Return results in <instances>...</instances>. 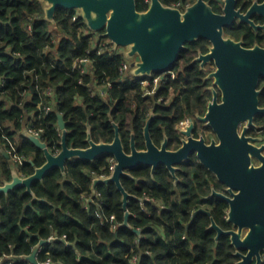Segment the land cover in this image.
<instances>
[{"label": "trees", "instance_id": "obj_1", "mask_svg": "<svg viewBox=\"0 0 264 264\" xmlns=\"http://www.w3.org/2000/svg\"><path fill=\"white\" fill-rule=\"evenodd\" d=\"M161 1L166 6H185L197 0ZM206 1L221 12L218 0ZM149 3L137 0L138 10L147 11ZM44 9L41 0H0V186L12 181L13 167L27 178L46 163L43 151L25 137V129L41 131V140L53 153L62 149L57 113L66 121L69 147L88 148L89 128L96 143L113 142L116 123L128 150L131 130L142 137L152 110L157 114L151 125L156 142L161 139V124L176 138V125L201 110L199 99L204 97L196 87L198 76L185 68L206 41L188 43L171 69L175 73L185 69L182 75L170 76L154 95H147L141 77L122 74V63L128 60L121 50L112 49L104 32L93 33L82 17L73 21L75 11L65 9L56 11L52 23L46 20ZM237 32L227 30L235 38ZM84 58L90 64L82 75L74 64ZM184 87L188 91L183 98L176 97L168 107L160 105L161 99L177 95ZM48 88L54 90L51 98L45 95ZM260 88L264 107V78ZM47 105L54 106L53 110L46 112ZM257 121L264 127V116ZM16 158L21 163L16 164ZM112 159L102 155L94 161L69 160L65 175L60 168L52 169L32 184L36 200L24 186L0 194L1 264H30L25 258L43 241L37 255L41 264H234L230 239L216 244V234L207 230V216H198L186 230L191 220L186 212L201 205L200 195L207 193L200 179L213 177L215 186L221 185L206 168L199 163L188 168L190 194L180 200L165 166L158 167L154 179L148 167L135 169L133 176L139 183L123 177L124 188L137 198L129 201L128 227L123 195L116 185H99L97 196L92 189L95 179L111 176ZM158 202L167 208L161 209ZM216 204L214 219L226 226L227 204ZM113 224L118 225L115 230Z\"/></svg>", "mask_w": 264, "mask_h": 264}, {"label": "water", "instance_id": "obj_2", "mask_svg": "<svg viewBox=\"0 0 264 264\" xmlns=\"http://www.w3.org/2000/svg\"><path fill=\"white\" fill-rule=\"evenodd\" d=\"M41 2L45 4L46 20L54 23L58 9L79 11L93 33L104 32L116 47L126 48V57L134 60L132 74L136 77L167 73L188 43L208 41L210 52L201 54L198 61H202L203 65L212 60L215 62L217 69L212 76L222 93V102H218V91L215 90L214 101L210 103L207 116L202 120L213 128L218 141L214 140L210 145H206L204 140L196 141L191 135L192 128H188L185 134L189 139L182 148L168 151L163 145L160 149L150 137V127L155 118L153 112L145 129L146 151H138L133 140L132 153H126L120 127L116 123L113 124L116 132L113 142L96 143L89 128V147L71 148L67 142L66 121L61 113H57L59 129L62 131L61 151L54 155L40 137L24 131L25 137L43 151L46 163L27 178L20 176L13 167L12 181L0 186V194H8L24 186L36 200L32 184L42 180L52 169L60 168L65 175L69 160L94 161L102 155H110L116 162L111 176L95 179L92 189L96 193L99 185H116L123 195V209L126 211L124 225L129 227L131 214L128 205L135 196L124 188L122 178L131 177L130 171L142 167H152L154 174L159 165H165L175 175L178 165L196 152L201 164L226 185L233 195L232 199L227 200L230 204L228 222L238 230L224 231L213 221L212 228L218 230L216 240L221 236H229L232 245L238 250L236 255L247 260L244 264H248L254 255L258 256V232L264 229V207L258 214L260 204L264 206V144L258 146L257 143L263 139L248 137L247 133L250 128L256 127V117L264 116V107L260 105L262 89H259L260 81L264 78V47L248 49L242 42L225 36V28L232 26L237 18L248 20V17L236 10V0H224L223 14L214 12L205 0H197L184 11L166 6L161 0H151L148 10L143 12L138 10L137 0ZM258 9L264 15V3L258 4ZM4 155L9 158L7 152ZM254 158L263 162L261 167L254 164ZM258 193L263 194L261 203L258 202ZM244 229L248 230L245 236ZM136 233L141 235L140 230H136ZM44 244V241L41 242L25 260L30 264H41L37 255ZM240 249L247 250L248 254L240 253Z\"/></svg>", "mask_w": 264, "mask_h": 264}, {"label": "flooded vegetation", "instance_id": "obj_3", "mask_svg": "<svg viewBox=\"0 0 264 264\" xmlns=\"http://www.w3.org/2000/svg\"><path fill=\"white\" fill-rule=\"evenodd\" d=\"M149 6L151 4V0H149ZM206 1V0H205ZM221 3V12H216L218 14H223L224 10V0H218ZM197 2V1H196ZM207 2V1H206ZM264 1L261 0H236V10L240 11L241 14L245 17H248V20L242 21L240 18H237L234 24L230 27L225 28V36L226 37H231L235 39L238 42H242V45L245 48L252 49L255 48L256 46H261L264 47V29L262 26H264V15L260 13L258 9V4H263ZM176 5V4H175ZM175 5L170 6L174 8L181 9L179 7H175ZM192 4L188 5L191 6ZM182 10V9H181ZM214 10V9H213ZM250 13V15H249ZM252 22L254 25H252L250 22ZM259 26V27H258ZM227 30H232V31H238V38L233 37L231 34L227 33ZM199 41V40H198ZM206 41V40H204ZM197 42V41H196ZM207 43L200 44V47L198 48V54L195 56L191 62V65L189 68L185 69H191V73L197 75L198 77L195 78V81L200 82L199 84L196 85L197 89L201 91V95H203L204 98H200L199 101L203 104L200 106L201 110H198L194 115L189 116L182 122L176 125L175 131H176V138L173 136L169 135L168 130L166 125L161 124L160 127L158 128V132H161V139L159 142H156L154 139V136L156 137L157 135H153L150 127V137L158 148L162 149L163 145L166 146V149L168 151H177L180 148L184 146L185 142H188L189 137L185 134L186 131H188V128H192L191 135L196 141L204 140L206 145H210L212 141L216 140L218 141V138L211 126L208 125L207 122L203 121L202 119L207 116V113L209 111V105L214 101L215 94L214 91H218V102H222V93L218 89V86L215 85V78L212 76V74L216 71V66L215 62L209 61L205 65H203L202 61H198V58L200 57L201 54H208L209 48H210V43L206 41ZM185 69L182 68L180 72H173L172 70L168 71L166 74L164 73V81L162 83L166 84L168 82V78L171 76L173 79L179 77L182 75L183 70ZM181 82V81H180ZM162 85V84H161ZM259 89L260 85H259ZM188 89L187 87L179 89L177 95L175 96H169L167 98L161 99L159 102L162 107H168L169 104L173 103L176 97L183 98L185 96V92H187ZM206 95V96H205ZM158 103V104H159ZM154 112L155 117H157V114L155 110H152L150 112V116L148 120L146 121V124L143 128V133L142 137L138 136L136 134V131L133 129L131 130L130 137H129V148L128 150L125 149L126 153L131 154L132 153V142L134 140L135 147L138 151H146L147 150V139H146V126L150 118L152 117V114ZM155 119V118H154ZM258 116L256 117V127L255 128H250V130L247 133L248 137L251 138H262L263 141L260 143H257L258 146H261L264 144V127L263 126H258ZM183 123V124H182ZM115 128V127H114ZM116 133V132H115ZM242 133V127L240 128V134ZM115 139V138H114ZM114 141V140H113ZM123 143V142H122ZM124 146V144H123ZM264 154V151H263ZM114 161V166H115V159H112ZM253 162L256 166L261 167L262 166V161L258 160L256 158L253 159ZM200 164L203 166L200 162V160L197 157L196 152L191 153L190 156L183 162V164L178 165V169L176 170L175 175H172L170 171L169 174L171 176L172 184L175 189L176 195L178 196V199L180 200L184 195L189 193V189L191 188L190 183L188 182V179L186 176L187 173L186 171L188 170L189 167H194ZM159 165L158 167H160ZM206 168L205 166H203ZM152 174V178L154 179V174L152 173V167H148ZM158 169V168H157ZM156 169V170H157ZM207 169V168H206ZM208 170V169H207ZM134 171V170H133ZM133 171H130L131 177L136 183L141 182L140 179L136 178L133 176ZM209 171V170H208ZM215 178L216 176L209 171ZM195 175H193L191 178H194ZM104 178V177H103ZM108 178V177H105ZM189 178V177H188ZM217 182L221 184L220 186L216 187L215 182L213 177L209 179V177L206 178V180L200 179V182L204 190H206L207 193L201 194L200 199L202 201L201 205L196 206L195 208L188 210L186 212L187 215H191V220L186 226V230H188L191 226V224L195 221V219L198 216L205 215L209 218L210 223L207 227L208 231L214 232L215 235V242L218 244L222 238H229V236H221L220 239L217 241L216 238L218 236V230L212 228L213 226V221L216 222L214 219L215 211L217 209L218 204H216L217 201H222L227 204V208L225 211V216L224 219L226 221V226L218 224V227H220L224 231H231V230H238L232 223L228 222L229 219V212H230V204L228 203V199H232L233 195L231 192H229V188L219 182V180L216 178ZM260 185H258L259 188ZM237 192V191H235ZM190 194V193H189ZM135 196V195H133ZM263 194L258 193V202L261 203L260 199L262 198ZM133 199H137L136 196ZM143 200V199H138ZM189 201V197H185L184 201L182 203H185L184 206H186V203ZM159 206L161 209H166V205L162 202H158ZM182 205V204H181ZM263 204H260V209L258 211V214L262 211L263 209ZM200 212V213H199ZM248 230L244 229L243 231V236L247 234ZM230 244L232 247H234L235 251L233 253V257L235 259L234 264H244L246 263L247 260L244 259L242 256L236 255L238 250L234 245H232V241L230 239ZM240 253L247 255L248 251L240 249ZM244 262V263H243ZM248 264H264V229H260L258 232V256L254 255L252 259L248 261Z\"/></svg>", "mask_w": 264, "mask_h": 264}, {"label": "built area", "instance_id": "obj_4", "mask_svg": "<svg viewBox=\"0 0 264 264\" xmlns=\"http://www.w3.org/2000/svg\"><path fill=\"white\" fill-rule=\"evenodd\" d=\"M149 2H150V1H149ZM175 7H179V8L182 9V11H184V10L188 7V5L183 6L181 3H178V4L175 5ZM79 17H81V13H80L79 11H75V15H74V17H73V21H76ZM111 43H112V41H111ZM107 46H108L107 43L104 44L103 47L99 50L98 54H102V50H103L105 47H107ZM109 46H110V45H109ZM111 46H112V49H113L114 51H116L117 53H120L118 50H121V51L125 54V57H126V52H127V50H126V51L123 50V49H125V48H122V47H116V45L113 44V43L111 44ZM118 48H120V49H118ZM126 58H127V57H126ZM127 60H128L127 62H123V63H122V66H121V68H120V71L122 72V74H125V73H127V72H131V73H132V70H133L132 62H130L131 60H129L128 58H127ZM88 64H90V61H89L88 59L84 58V59H81V60L76 61L75 64H74V68L78 69V70L81 72V74L83 75V74H85V73L87 72V66H88ZM165 74H166V73H165ZM141 78H142V82H141V84H142V86L145 88V90H146V94H147V95H151V92H152V89H153L152 85L154 86L156 83H160V84H162V82L164 81V74H162L161 76H158V77H154L153 75H151V76H145V77H141ZM150 86L152 87V89H150V88H151ZM107 87H110V84H108ZM45 95H46L47 97H49V98L53 97V96H54V90H53L52 88H48V89L46 90V92H45ZM53 107H54V106H52V105H47V106L45 107L46 112H50V111H52V110H53ZM182 124H183V123H182ZM59 130H60V129H59ZM27 131H28L30 134H32V135H35V136H37V137H40V132H41V131H35L34 129H31V128H28ZM60 132H62V131L60 130ZM61 135H62V133H61ZM40 138H41V137H40ZM60 151H61V150H58L57 152H55V153H53V154H54V155H57ZM14 160H15L16 164L21 163V161H20L19 158H16V159H14ZM110 170H111V172H113V170H114V161H113V160H112V165H111V167H110ZM104 178H105V177H104ZM94 195L97 196V195H98L97 192L94 193ZM88 201L91 202V201H92V198H89ZM145 201H149V199H146V200H144L143 202H142V201H141V202L144 203ZM152 201H153V200H152ZM153 202H155V201H153ZM156 205L159 206V204H157V203H156ZM86 207H88V205H86ZM143 209L146 210L145 208H143ZM111 219L114 220V219H115V216H112ZM117 227H118V225H116V224H113V226H112V228H113L114 230H115ZM50 240H53V237L50 238ZM0 264H1V261H0ZM47 264H48V263H47Z\"/></svg>", "mask_w": 264, "mask_h": 264}, {"label": "rangeland", "instance_id": "obj_5", "mask_svg": "<svg viewBox=\"0 0 264 264\" xmlns=\"http://www.w3.org/2000/svg\"><path fill=\"white\" fill-rule=\"evenodd\" d=\"M123 50L126 51L127 49L125 48V49H123ZM133 61H134V60H131L130 62L133 63ZM160 86H161L160 83H156V84L153 86V89H152L151 95H154ZM160 101H161V100H160ZM160 101H159V102H160Z\"/></svg>", "mask_w": 264, "mask_h": 264}, {"label": "crops", "instance_id": "obj_6", "mask_svg": "<svg viewBox=\"0 0 264 264\" xmlns=\"http://www.w3.org/2000/svg\"><path fill=\"white\" fill-rule=\"evenodd\" d=\"M24 131H27V129H25Z\"/></svg>", "mask_w": 264, "mask_h": 264}]
</instances>
